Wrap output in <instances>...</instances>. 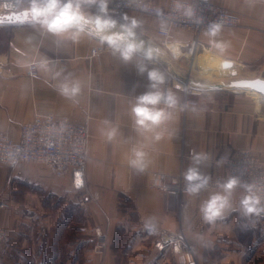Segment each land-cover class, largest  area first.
Masks as SVG:
<instances>
[{"label":"crops","instance_id":"obj_1","mask_svg":"<svg viewBox=\"0 0 264 264\" xmlns=\"http://www.w3.org/2000/svg\"><path fill=\"white\" fill-rule=\"evenodd\" d=\"M151 1L163 6L168 0ZM211 1L238 15L241 26L222 27L215 38L201 32L195 43L192 31L172 29V37L165 40L156 32L163 24L159 19L108 10L120 23L125 16L140 21L138 34L160 49L159 60L148 67L164 72V87L171 88L181 103L187 101V111L175 110L172 120L155 130L162 133L159 140L155 132L138 133L132 124L133 98L149 84L147 74L138 72L139 57L123 63L90 32L72 41L47 33L30 19L9 24L0 46V131L15 137L22 123L52 112L85 122L89 140L78 189L70 175H55L41 164L0 163V201L7 203L0 207V227L9 235V249L0 264H46L49 257L69 256L72 261L89 256L90 263L102 264H186L188 249L194 260L187 264H257L253 256L264 236V216L241 213L242 190H235L233 208L222 220L207 224L199 208L211 191L179 198L156 186L158 173L184 175L189 168L202 176L225 175L223 159L242 147L259 156L264 166V94L208 87L203 84L224 82L200 80L210 68L212 77L217 72L232 79H264V0ZM95 5L85 11L99 14ZM212 40L223 43L224 50L212 46ZM97 46L99 59L90 53ZM173 47L182 54L174 56ZM39 59H48L50 67L27 75L26 63ZM223 61L230 66L223 67ZM186 77L191 91L184 95L173 84ZM66 78L81 84L74 100L57 91ZM105 120L111 123L105 125ZM113 127L119 131L109 142L102 132ZM137 149L147 153L143 173L129 165ZM205 154L207 159H197ZM79 198L90 200L80 205ZM100 232L106 235V247L99 257H91L92 241Z\"/></svg>","mask_w":264,"mask_h":264},{"label":"clouds","instance_id":"obj_2","mask_svg":"<svg viewBox=\"0 0 264 264\" xmlns=\"http://www.w3.org/2000/svg\"><path fill=\"white\" fill-rule=\"evenodd\" d=\"M96 4L99 14L85 11V7ZM174 10L186 18H195L194 8L184 0H173ZM23 15L38 25L41 29L54 36H67L72 41H77L81 34L90 32L102 44L112 50L123 63H128L140 58L137 69L140 74H147L149 81L145 92L133 98L131 105V119L136 132H155L154 138L159 140L162 133L155 131L172 120L174 111L180 109L187 111V102L181 103L180 98L171 88H165L166 77L164 72L156 67L149 68V63H154L160 58V49L145 41L139 34L140 21L136 18L123 17V23L108 15V0H29V6ZM199 23V19H196ZM222 24L211 23L207 28L209 37L215 38L221 31ZM212 46L224 50L225 45L215 40L210 41ZM174 56H180L179 48H171ZM144 61L148 63H144ZM57 91L65 98L74 100L81 92L78 80L68 78L62 82ZM105 125L111 122L105 120ZM118 128H110L102 132L111 142ZM147 153L137 149L129 165L137 173L147 169ZM197 159H207L206 154ZM186 181L185 192L189 196H197L202 191L209 189L210 177L200 175L194 168H189L184 173ZM237 188H242L244 195L239 200L238 209L244 216L264 215V183L259 181L241 183L236 177H228L217 181L215 190L211 191L207 199L200 204L199 212L203 221L213 224L222 220L226 211L233 208V195Z\"/></svg>","mask_w":264,"mask_h":264},{"label":"built area","instance_id":"obj_3","mask_svg":"<svg viewBox=\"0 0 264 264\" xmlns=\"http://www.w3.org/2000/svg\"><path fill=\"white\" fill-rule=\"evenodd\" d=\"M195 11V18H186L174 10L173 0H168L163 6L151 0H108V10L115 13L124 11L138 12L162 21L156 27V32L165 40L172 37V29H186L193 33V43L201 32H207L211 23L218 22L222 27L235 28L241 26V19L229 9L214 3L211 0H184ZM29 0H0V14L28 8ZM98 9V6L95 5ZM199 19V23L196 22ZM264 22V15H263ZM101 47H91L90 53L99 59ZM48 59L31 60L26 63L25 73L36 75L40 69H48ZM173 87L183 90L184 95L191 91V85L186 77L183 81H176ZM184 102H187L184 99ZM89 131L85 122H75L67 117H58L52 112L34 115L30 120L19 126L17 136L13 137L0 131V163L21 164L27 166L37 163L45 166L55 175H70L73 187L83 185L85 165L88 159ZM192 154V148L188 149ZM227 166L225 175L210 177V187L206 191H214L217 181L228 177H236L241 183L259 181L264 183V166L259 156L249 148H239L231 157H225ZM156 186L164 191H173L181 198L185 192L186 181L182 173L173 176L165 173L157 174ZM243 191L242 188H237ZM97 195L93 194L95 198ZM87 198H79L78 203L83 205ZM7 203L0 201V207ZM264 216V215H262ZM260 216V217H262ZM169 239L173 236L168 237ZM107 244L106 235L102 232L96 234L93 251L103 253ZM161 247L159 242L155 243ZM9 249V235L6 229L0 227V256L7 254ZM192 252H185V263L193 261Z\"/></svg>","mask_w":264,"mask_h":264},{"label":"rangeland","instance_id":"obj_4","mask_svg":"<svg viewBox=\"0 0 264 264\" xmlns=\"http://www.w3.org/2000/svg\"><path fill=\"white\" fill-rule=\"evenodd\" d=\"M9 24L10 23L0 24V46H3L5 44V40L2 36H4L6 34V31L9 29ZM208 70H210V71H208ZM208 70H207V74H205L204 78L202 77V79L200 78V80H206V81L207 80H221L220 82H224V83H228L229 79L233 80L232 79L233 77H230L228 75H219V74H217V72H215L214 76L212 77L211 72H212L213 68H210ZM209 83H211V82H209ZM34 164H37V163H34ZM19 165H21V164H19ZM23 167H25V166H23ZM87 202H88V200L86 201V203ZM176 236H178V235H176ZM95 239H96V235H95ZM95 239H94V241H92V245L90 248L91 257L92 256L93 257L94 256L99 257L102 254V253H100V254L96 255V254H94L95 253L94 251H93L94 253L92 252ZM1 257H4V256H0V258ZM49 258L50 259H48V262L46 264H52L53 260H55V259L57 262L54 264H67V262L65 261L66 259L72 264H102V260H97V261H94L93 263H90V257L89 256L76 257V259L74 261H72L71 256H69V257H54L52 260H51V257H49ZM253 259L254 260L256 259L255 261L257 262V264H264V236H262V238H259L257 241V248H256V252L253 256ZM183 261H185V256H183Z\"/></svg>","mask_w":264,"mask_h":264},{"label":"water","instance_id":"obj_5","mask_svg":"<svg viewBox=\"0 0 264 264\" xmlns=\"http://www.w3.org/2000/svg\"><path fill=\"white\" fill-rule=\"evenodd\" d=\"M26 9L27 8H23L18 11H11V12L0 14V24L16 23V22H22V21L28 20L29 18L23 15ZM230 64L231 63L229 61L222 62L223 67L230 66ZM203 85L208 86V87L227 86V87L248 88V89L255 90V91H258L264 94V91L261 90L262 88H264V79L259 78V77L257 78H238V79L230 80L228 83H219V84L218 83H208V84H203ZM241 85H247V86L245 87Z\"/></svg>","mask_w":264,"mask_h":264},{"label":"snow or ice","instance_id":"obj_6","mask_svg":"<svg viewBox=\"0 0 264 264\" xmlns=\"http://www.w3.org/2000/svg\"><path fill=\"white\" fill-rule=\"evenodd\" d=\"M241 86H245L246 87L247 85H241ZM261 90L264 91V88H262Z\"/></svg>","mask_w":264,"mask_h":264}]
</instances>
